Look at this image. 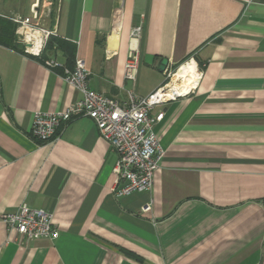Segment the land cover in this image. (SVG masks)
Here are the masks:
<instances>
[{"label":"crops","instance_id":"obj_1","mask_svg":"<svg viewBox=\"0 0 264 264\" xmlns=\"http://www.w3.org/2000/svg\"><path fill=\"white\" fill-rule=\"evenodd\" d=\"M9 1L29 2L23 16L43 2L40 25L56 34L40 58L0 45V217L42 209L60 236L20 244L0 222V264H264V0ZM75 58L91 90L121 104L195 63V87L151 112L164 114L154 127L164 157L149 191L114 195L117 156L86 117L50 143L31 138L34 113L79 98L43 61Z\"/></svg>","mask_w":264,"mask_h":264},{"label":"built area","instance_id":"obj_2","mask_svg":"<svg viewBox=\"0 0 264 264\" xmlns=\"http://www.w3.org/2000/svg\"><path fill=\"white\" fill-rule=\"evenodd\" d=\"M38 2L30 8V15L13 14L5 17L15 25V42L22 46L24 55L40 58L50 37L55 36L54 29L41 27ZM141 29L133 28L131 42H137ZM39 34L41 42L38 46L26 37ZM29 46V51H28ZM139 53L135 45H131L124 65L123 77L134 82L137 76ZM191 61V59L189 60ZM47 69L60 70L61 79L71 87L79 98L66 110L56 113H34L31 138L37 143H50L59 136L63 125L73 118L86 117L95 124L98 135L117 156L112 170L114 176L113 193L116 197L126 196L133 192L143 193L152 188L154 176L158 170L164 152L158 144L154 127L163 119V113L152 115L154 107L164 105L182 97L178 94L167 95L166 88L172 78L167 74L166 81L160 88L146 97L129 95L127 104L106 97L91 90L89 86L90 71L81 58H75L72 68L59 63L55 59L43 61ZM145 211L149 210L147 205ZM0 222L5 227L7 239L13 238L20 244L33 241H56L60 233L53 221L52 213L19 205L15 211L4 213Z\"/></svg>","mask_w":264,"mask_h":264},{"label":"bare ground","instance_id":"obj_3","mask_svg":"<svg viewBox=\"0 0 264 264\" xmlns=\"http://www.w3.org/2000/svg\"><path fill=\"white\" fill-rule=\"evenodd\" d=\"M26 40L29 41L33 40L34 44L36 46L39 45L41 42L39 34H33L26 37ZM29 51V46H28ZM198 80V74H197V68L193 61H189L181 66L178 67V69L173 73L171 81L169 85L166 87L169 90L167 91V95H173L178 94L181 96H184L188 94L191 89H193L196 85V82Z\"/></svg>","mask_w":264,"mask_h":264},{"label":"trees","instance_id":"obj_4","mask_svg":"<svg viewBox=\"0 0 264 264\" xmlns=\"http://www.w3.org/2000/svg\"><path fill=\"white\" fill-rule=\"evenodd\" d=\"M15 25L7 18L0 16V45L22 52V46L15 42Z\"/></svg>","mask_w":264,"mask_h":264},{"label":"rangeland","instance_id":"obj_5","mask_svg":"<svg viewBox=\"0 0 264 264\" xmlns=\"http://www.w3.org/2000/svg\"><path fill=\"white\" fill-rule=\"evenodd\" d=\"M44 3L40 2L39 5L42 6ZM0 8H2V12L5 13V16L3 17H10L13 14H19V15H27L28 11H29V2H2L0 3ZM14 36H15V32H14ZM189 62V60H186L184 63H182L181 65L185 64ZM179 65V66H181ZM178 66V67H179ZM178 67H176L175 69H173L171 71V74L173 75V73L178 69ZM167 81H169V78L167 79Z\"/></svg>","mask_w":264,"mask_h":264},{"label":"water","instance_id":"obj_6","mask_svg":"<svg viewBox=\"0 0 264 264\" xmlns=\"http://www.w3.org/2000/svg\"><path fill=\"white\" fill-rule=\"evenodd\" d=\"M163 64H165V62H163Z\"/></svg>","mask_w":264,"mask_h":264}]
</instances>
